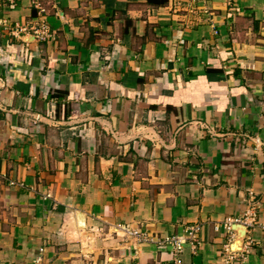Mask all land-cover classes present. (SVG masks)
Here are the masks:
<instances>
[{
	"label": "crops",
	"instance_id": "crops-1",
	"mask_svg": "<svg viewBox=\"0 0 264 264\" xmlns=\"http://www.w3.org/2000/svg\"><path fill=\"white\" fill-rule=\"evenodd\" d=\"M193 226L184 264H264V0L3 2L0 264H171Z\"/></svg>",
	"mask_w": 264,
	"mask_h": 264
},
{
	"label": "built area",
	"instance_id": "built-area-1",
	"mask_svg": "<svg viewBox=\"0 0 264 264\" xmlns=\"http://www.w3.org/2000/svg\"><path fill=\"white\" fill-rule=\"evenodd\" d=\"M5 1H9V2H13V0H0V7L2 5L3 2ZM43 10V9H42ZM34 33L36 36L40 37V38H43L45 36H48V32L45 28L44 25H42L41 28H37L34 30ZM256 207V206H255ZM255 207H252L251 209L254 210L253 208ZM251 209H249V212H247L245 214V218H247V220H249V223L254 220L255 216H256V211H251ZM239 219H234V221H238ZM227 226L229 227V224L230 222H232L231 219H228L227 221ZM198 231V227L197 226H193V227H190L188 230H187V236L186 237H181V236H176V235H169V236H166L162 242L164 243H169L173 246V252H174V257H173V261L171 264H184V262L182 261V259L180 258L179 254L182 250V245L185 241H189L190 243H194L196 241V233ZM131 234L133 235H136L138 237H141L142 234L136 230H131ZM229 258H232V256L230 255L228 257Z\"/></svg>",
	"mask_w": 264,
	"mask_h": 264
},
{
	"label": "water",
	"instance_id": "water-1",
	"mask_svg": "<svg viewBox=\"0 0 264 264\" xmlns=\"http://www.w3.org/2000/svg\"><path fill=\"white\" fill-rule=\"evenodd\" d=\"M235 226L237 227V229L239 230V238L244 237V233H245V225H241V224H235ZM238 246H236L235 248H237Z\"/></svg>",
	"mask_w": 264,
	"mask_h": 264
},
{
	"label": "bare ground",
	"instance_id": "bare-ground-1",
	"mask_svg": "<svg viewBox=\"0 0 264 264\" xmlns=\"http://www.w3.org/2000/svg\"><path fill=\"white\" fill-rule=\"evenodd\" d=\"M234 246L236 247V246H238V247H240V244L238 243V244H234Z\"/></svg>",
	"mask_w": 264,
	"mask_h": 264
}]
</instances>
